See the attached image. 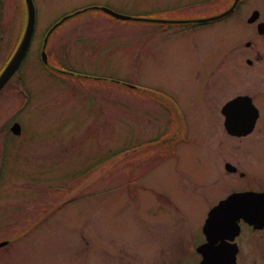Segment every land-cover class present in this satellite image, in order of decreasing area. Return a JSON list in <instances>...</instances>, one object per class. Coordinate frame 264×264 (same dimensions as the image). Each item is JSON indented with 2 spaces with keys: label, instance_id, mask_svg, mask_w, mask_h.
<instances>
[{
  "label": "rangeland",
  "instance_id": "374dc122",
  "mask_svg": "<svg viewBox=\"0 0 264 264\" xmlns=\"http://www.w3.org/2000/svg\"><path fill=\"white\" fill-rule=\"evenodd\" d=\"M1 1L7 34L0 69L27 10L25 0ZM34 2L37 38L20 76L0 94V242L9 241L0 247V264L186 258L223 181L236 176L225 162L241 168V159L253 160V138L231 136L220 110L244 85L258 88L263 101L264 59L242 65V25L246 40L258 36L242 23L241 9L215 22H162L208 18L232 0ZM248 5L264 14V0ZM81 9L54 31L48 48L49 61L63 66L68 59L70 72L47 69L44 33ZM15 121L21 135L11 131ZM259 123L264 134V118ZM174 132L177 138L159 147ZM255 143L264 148V136Z\"/></svg>",
  "mask_w": 264,
  "mask_h": 264
},
{
  "label": "flooded vegetation",
  "instance_id": "af4514ba",
  "mask_svg": "<svg viewBox=\"0 0 264 264\" xmlns=\"http://www.w3.org/2000/svg\"><path fill=\"white\" fill-rule=\"evenodd\" d=\"M248 2L249 0H240L236 9L241 6V14L244 13L242 23H247L252 30V33L258 36L254 40H246L244 33L245 29H248L242 25L241 63L244 65L245 61H247V63H249L248 65L253 66L255 65V62L264 59V52L261 50L262 47L264 48V14L262 9L252 7V5H248ZM195 3L199 4L201 1ZM0 7H4L3 1L0 2ZM250 7L252 8L250 9V15L247 20H245V12H249ZM226 9L224 8L223 11ZM255 11L259 12V18L254 22H250L248 19ZM0 31H3L4 35L1 36V38L4 39L7 31L4 24H2V21L0 22ZM20 39L21 36L19 40ZM246 54H250L253 57L246 56ZM13 81H16V76L13 78ZM243 88L244 89L241 92L244 93H238L235 96L240 94L250 96L259 110V118L257 119L254 131L246 135H241V139L245 141H249L250 137L253 138L250 140L253 148H249L248 151V154L253 160H251L250 165H245L242 164L241 159V168L230 161L225 162L224 166L226 170L234 175L236 174V176H233L234 178L232 180L223 181V189H226L218 199L212 203L210 209L221 200L227 198L230 194L241 192V211L244 215H241V218L237 220L238 229L232 227L224 231H219L218 234L215 231L213 232L215 235L213 234L211 240L203 231V223L199 239L191 247L190 252H188L189 248L185 247L187 253L186 258L178 260L174 264H201L204 259H206L207 264H264V148L261 146L258 147L256 143L254 144V140L264 136L263 130L258 128L260 120L264 118V107L261 106L259 102H264V99L261 101L260 97H258V88L252 90V87H247L245 85ZM228 100H226L223 105ZM222 107L220 114L223 115L225 119ZM245 155L247 156V154ZM228 163H231V167L234 169L231 170L232 172L227 169ZM221 177H216L214 182L215 185L219 186L218 182H220L219 178ZM236 178H238L237 180L239 181L234 180ZM205 243L208 244L206 248H204ZM202 246L204 249H202Z\"/></svg>",
  "mask_w": 264,
  "mask_h": 264
},
{
  "label": "water",
  "instance_id": "95a60500",
  "mask_svg": "<svg viewBox=\"0 0 264 264\" xmlns=\"http://www.w3.org/2000/svg\"><path fill=\"white\" fill-rule=\"evenodd\" d=\"M28 6V22L26 25L25 32L23 34L22 40L12 56L11 60L8 62L7 66L0 75V90L8 82V80L13 76L16 70L21 65L23 59L25 58L36 27L37 13L34 0H26ZM237 2V1H236ZM236 5V3H235ZM234 5V6H235ZM234 6L229 10L212 16L208 18L199 19L197 21H211L228 15L233 11ZM107 12L113 16L121 19H131L130 16L123 15L109 8H104ZM67 18V17H66ZM64 18V20L66 19ZM258 18V12L256 11L249 21H254ZM56 24L55 26H57ZM47 41V39H46ZM43 59L47 62V54L43 51ZM223 113L225 114V126L229 133L233 135H246L250 133L255 125L257 118L259 116L257 108L253 105L252 99L249 96H237L230 100L224 107ZM13 130L16 133L21 131L20 124L16 123L13 126ZM229 167V164H228ZM241 215H244L241 211V192L233 193L229 195L226 199L222 200L218 205H216L209 213V217L204 226V232L208 235V238L211 240L213 232L219 233V231H224L232 227L237 228V220L241 218ZM238 229V228H237ZM215 235V234H214ZM7 242H1L0 246H3ZM208 244H204L206 248ZM202 246V249H204ZM202 264H207L206 259Z\"/></svg>",
  "mask_w": 264,
  "mask_h": 264
}]
</instances>
